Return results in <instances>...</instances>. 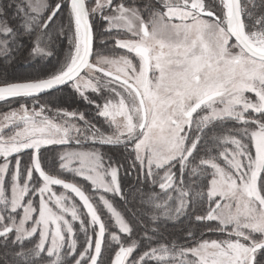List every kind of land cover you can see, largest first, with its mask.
<instances>
[{
	"label": "snow or ice",
	"instance_id": "obj_1",
	"mask_svg": "<svg viewBox=\"0 0 264 264\" xmlns=\"http://www.w3.org/2000/svg\"><path fill=\"white\" fill-rule=\"evenodd\" d=\"M257 8L264 0H0V56L27 49L42 62L0 79L3 264H264ZM133 196L141 215L119 207ZM182 218L176 238L157 226Z\"/></svg>",
	"mask_w": 264,
	"mask_h": 264
},
{
	"label": "trees",
	"instance_id": "obj_2",
	"mask_svg": "<svg viewBox=\"0 0 264 264\" xmlns=\"http://www.w3.org/2000/svg\"><path fill=\"white\" fill-rule=\"evenodd\" d=\"M5 3L8 2V0H4ZM256 3L259 5L260 0H256ZM261 13H264V9L257 8L256 14L259 15ZM100 27L99 21L97 22V28ZM67 50V40L64 39L63 43L57 42L56 46V55L59 57H63L65 51ZM14 59H11V62H9V57H2L0 56V79H8V80H15L22 78L24 76L30 75L33 72H35L39 67H41L42 62H38L34 60L30 55L27 49L22 50L17 53L12 54ZM49 64L55 63L54 59H51L48 61ZM47 99V98H46ZM51 99H54L57 101L58 104L63 105L64 107H67L68 105L77 106V98H74L71 94H56L55 96L51 97ZM26 101H21V103H25ZM19 105L16 103H13L11 107L16 108ZM82 109L85 108V105L82 103L78 105ZM9 108V105L0 102V113L7 111ZM232 124H229L228 127H232ZM54 151H62V148L58 146H53ZM104 152L112 154L115 157L120 156V151L118 149H112L105 147L103 149ZM52 153H49V156H51ZM121 183L133 194H135L136 190L140 188L141 186L138 185L135 181V179L132 176H122L121 177ZM158 191V189H157ZM119 207L121 210L124 211H130L135 212L137 215L142 214V208L138 201V199L133 197H130L127 203H119ZM145 223L150 222L147 220V218H144ZM188 224V221L186 219H183L180 222H171V221H161L158 227L161 228L162 232L166 236H171L172 238H176L181 236L182 229H184ZM151 226V225H150ZM206 238L208 239H221L223 237L219 235H211L209 234ZM27 244V242H26ZM27 246H31L30 244ZM3 250L0 249V254H2ZM105 259H107V254L105 255ZM0 264H3V261L0 260Z\"/></svg>",
	"mask_w": 264,
	"mask_h": 264
},
{
	"label": "rangeland",
	"instance_id": "obj_3",
	"mask_svg": "<svg viewBox=\"0 0 264 264\" xmlns=\"http://www.w3.org/2000/svg\"><path fill=\"white\" fill-rule=\"evenodd\" d=\"M58 190H62V189H58Z\"/></svg>",
	"mask_w": 264,
	"mask_h": 264
}]
</instances>
